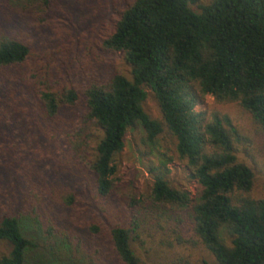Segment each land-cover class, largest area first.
I'll return each mask as SVG.
<instances>
[{"label": "trees", "instance_id": "obj_1", "mask_svg": "<svg viewBox=\"0 0 264 264\" xmlns=\"http://www.w3.org/2000/svg\"><path fill=\"white\" fill-rule=\"evenodd\" d=\"M54 1L0 0V264H107L98 236L119 264H144L132 244L164 229L179 243L190 232L216 264H264V199L251 197L239 134L195 109L207 96L234 103L264 136V0H131L100 40L131 78L90 72L77 88L35 62ZM144 87L160 120L143 110ZM136 126L150 145L164 129L174 138L193 197L169 186L166 160L148 170L149 195L120 192L115 160Z\"/></svg>", "mask_w": 264, "mask_h": 264}, {"label": "rangeland", "instance_id": "obj_2", "mask_svg": "<svg viewBox=\"0 0 264 264\" xmlns=\"http://www.w3.org/2000/svg\"><path fill=\"white\" fill-rule=\"evenodd\" d=\"M130 1L55 0V16L50 21L51 27L43 29L33 42L35 62L49 63L53 80H58L62 86L67 87L77 88L81 83L87 82L85 77L90 72L100 79L112 74H121L130 79L131 67L123 57L100 49V40L111 31L117 11ZM209 1L198 0L196 6L205 5ZM144 90L146 99L142 104L143 110L151 118L160 120V110L153 93L148 87H144ZM195 109L227 115L231 119L239 134L238 160L250 167L253 173L251 197L256 200L264 199V136L257 131L250 116L238 105L217 103L210 96ZM175 144L174 138L166 129L156 138L154 145H150L145 141L140 127L129 128L124 138V148L115 160V181L120 192L135 196L136 199L149 195L153 179L148 170L160 160H166L169 170L166 180L169 186L193 197L198 186L190 177L186 162L178 159ZM86 214L83 220L88 216ZM40 235L35 229L32 237L38 246L43 247ZM102 237L96 238L95 248L101 252L106 251V259L109 261L107 264H119L112 255L107 240ZM173 237L168 229L151 230L150 237L141 236L132 247L144 264H216L214 257L192 238L190 232L183 234L185 240L180 243ZM0 249L4 250V247Z\"/></svg>", "mask_w": 264, "mask_h": 264}]
</instances>
